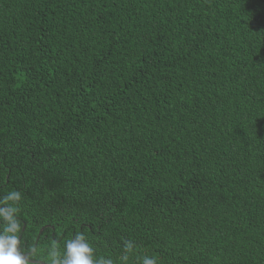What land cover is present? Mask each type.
Returning <instances> with one entry per match:
<instances>
[{
    "label": "trees",
    "instance_id": "16d2710c",
    "mask_svg": "<svg viewBox=\"0 0 264 264\" xmlns=\"http://www.w3.org/2000/svg\"><path fill=\"white\" fill-rule=\"evenodd\" d=\"M0 208L31 264H264V0H0Z\"/></svg>",
    "mask_w": 264,
    "mask_h": 264
},
{
    "label": "clouds",
    "instance_id": "9594fccd",
    "mask_svg": "<svg viewBox=\"0 0 264 264\" xmlns=\"http://www.w3.org/2000/svg\"><path fill=\"white\" fill-rule=\"evenodd\" d=\"M8 200L19 201L20 193L13 192L5 198V202ZM15 212V208H0V218L7 222L4 233H0V264H28L25 254L19 248L21 241L17 235L19 224L13 215ZM9 221L11 226L8 224ZM128 248H131L130 244ZM55 264H112V262L94 260L93 248L85 242L83 235H78L67 242L65 257L56 259ZM143 264H155V260L145 257Z\"/></svg>",
    "mask_w": 264,
    "mask_h": 264
},
{
    "label": "water",
    "instance_id": "95a60500",
    "mask_svg": "<svg viewBox=\"0 0 264 264\" xmlns=\"http://www.w3.org/2000/svg\"><path fill=\"white\" fill-rule=\"evenodd\" d=\"M25 257H26V256H25ZM26 259H27V257H26ZM32 262L37 263V264H46V263L38 262V261H32Z\"/></svg>",
    "mask_w": 264,
    "mask_h": 264
},
{
    "label": "snow or ice",
    "instance_id": "6c2138e0",
    "mask_svg": "<svg viewBox=\"0 0 264 264\" xmlns=\"http://www.w3.org/2000/svg\"><path fill=\"white\" fill-rule=\"evenodd\" d=\"M28 264H31V261H28Z\"/></svg>",
    "mask_w": 264,
    "mask_h": 264
}]
</instances>
